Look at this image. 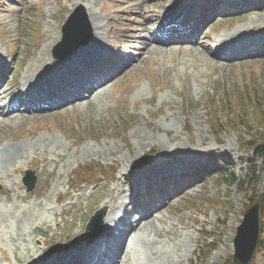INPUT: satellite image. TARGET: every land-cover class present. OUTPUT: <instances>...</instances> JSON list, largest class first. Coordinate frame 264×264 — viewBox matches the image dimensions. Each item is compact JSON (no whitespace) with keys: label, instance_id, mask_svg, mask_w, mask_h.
Here are the masks:
<instances>
[{"label":"rangeland","instance_id":"374dc122","mask_svg":"<svg viewBox=\"0 0 264 264\" xmlns=\"http://www.w3.org/2000/svg\"><path fill=\"white\" fill-rule=\"evenodd\" d=\"M222 1L237 6L221 8ZM79 4L90 5L100 20L99 54L81 46L72 51L80 58L69 63L73 72L64 63L58 71L61 64L51 68L47 84L49 77L53 86L60 79L63 97L54 102L56 109H36L35 99L21 93L23 82L29 78L25 89H36L41 79L33 78L38 73L31 76L32 70L39 65L43 72L42 60H62L51 53L61 41L63 22ZM173 4L176 0H0V80L9 78L4 95L11 88L15 96L2 97L3 83L0 101L9 109L13 99L18 103V89L24 103L14 107L17 117L0 116V149L10 146L0 154V247L10 263L19 264L14 258L32 246L39 249L38 264L70 254L78 242L84 247L88 219L108 210L117 197L115 218L123 212L128 216L123 225L134 228L139 219L145 224L116 248L113 264L121 259L122 264H231L235 230L254 203L241 149L264 140V46L252 50L259 55L240 52L228 59L216 49L229 45L218 41L233 32L245 31L247 40L264 37V0H212L196 11L194 24L205 21L193 38L170 41L161 36L160 22ZM106 51L110 61L119 57L113 72L104 61L99 74L86 79L81 64ZM76 80L78 92L70 96ZM100 82L105 85L97 94L81 97L88 94L85 87L95 89ZM254 94L263 104L243 103ZM6 108L0 110L8 113ZM251 168L255 176L262 174L264 162L256 160ZM27 170L36 179L29 193L21 181ZM144 190L145 203L138 198ZM23 220L35 224L24 231ZM21 232L34 236L21 241ZM92 250L64 258L78 261ZM2 256L0 264H7ZM250 264H264L263 210Z\"/></svg>","mask_w":264,"mask_h":264},{"label":"bare ground","instance_id":"6f19581e","mask_svg":"<svg viewBox=\"0 0 264 264\" xmlns=\"http://www.w3.org/2000/svg\"><path fill=\"white\" fill-rule=\"evenodd\" d=\"M204 1H206L207 3H209L212 0L211 1L210 0H204ZM243 1H247V0H243ZM190 3H192V4L190 5ZM207 3H202L200 6H193L192 0H176V6H174V4H173L170 7V10H169V12L166 15V23L171 24L174 21L178 20L180 17H183L184 21L186 20V23L183 22L182 26L186 27L185 29H187V33L185 35H183V36H184V38H193V35L195 33V30L198 29L197 28V25H199L201 22L204 23V21H205V18L202 17L201 20H199V21L197 19L198 22H196L194 24V19L196 17V11L198 9L204 8V5H206ZM83 7H84V9L86 11L87 16L89 14L88 20L90 22L91 27H93V29H92L93 30L92 31V36H91L89 42L85 45L86 47L84 46V48L85 49H89L94 54H97L98 53L97 50H98V47H99L98 43H99V41L101 40V37H102V34H100L99 32H97V29L99 28V23L98 22H100V20L98 22H96L97 20L94 18L93 14H92V13H94V11L92 12V10L90 9V5H86L85 4V6L83 5ZM172 7H176V10L175 11H171V8ZM190 15H192L191 18L190 19L187 18ZM158 18H159V16H158ZM199 19H200V17H199ZM145 22H147V21H145ZM102 27L103 26H101V28ZM140 32H142V31H140V30L137 31V33H140ZM238 32H240V31H238ZM238 32H233V34L232 35H229V36L224 35L225 37H221L220 40H219V43L221 45H224V43L231 42L229 45H226L225 46L226 49H229L231 47H234L235 48V47H237V45H239V46L245 45L246 42H248L250 40V39L247 40V38H249L248 35H244L245 34V31L243 33H238ZM238 37H240V38H238ZM242 39H244V40L242 41ZM262 40H264V38H259V40H257V43L259 41H262ZM190 42H191V39H187V43H190ZM259 46H261V45H259ZM48 48H49L48 45L45 46L44 52H47L48 51ZM79 53L82 55L83 52L80 51ZM73 54L74 53H70L66 57H64L61 61H56V62H49L48 60H42L40 64L44 66V68H45L44 71L43 72H39V70L41 69V67L38 65V69L32 70V73H31V76H34L36 73H38L33 78L41 79L35 85L36 89L34 88V85H33L32 89L34 90V92H38V93L41 94V93H48L49 91H52V88H51L52 84L51 83H50V85L47 84V78H48V76L51 75V73L49 72V70L51 68L56 67V65H58V64H61L59 66L62 67L63 66V63L64 64H68V68L70 69V67H71L70 64L71 63L75 65L80 60V58L77 57L76 55L73 57L72 56ZM0 59H1V56H0ZM55 70H58V69H55ZM28 79H25L24 82H23V85H22V87H23V93H26L27 92V89H24V88L27 85L25 83L26 82H29V81H27ZM51 79L52 78L49 77V81ZM34 83H35V81H34ZM102 85H103V83L101 84V86H99V87H97L95 89H90V90L86 89V87H85V89L87 91H84L83 90V92L88 93V94L87 95H84V96H81V97L82 98H88L89 96H91L93 94H97L98 93L97 92L98 88L102 87ZM13 88L16 91L17 87H15L14 84H13ZM0 89H2V88H0ZM2 93H3V90H2ZM2 97H4L3 94H2ZM17 100H18V103L17 102L14 103L13 104V107L11 106L9 108L10 110L9 109H6V110H8V113H6L5 111H1L0 110V116H1V119L3 121H7V119L17 117V115H15V114L18 113V110H16L14 107H19L20 106L19 104H24L21 101H19L18 94H17ZM3 101H5V100H2L0 102H3ZM47 108H50V107L47 106ZM0 109H5V108L0 107ZM7 149H10V146L9 145H6V146L2 147L0 149V154L1 153L3 154V152H7ZM16 153H17V151H15L14 154H16ZM0 157L3 158L2 156H0ZM143 185L144 184L141 183V182L138 183V186H143ZM116 201H117V197L112 198V201H110V206L108 207V210H106L108 212H106V216L104 218V227H103V231H102L101 235L99 236V238L97 239V241H95L93 244L87 246V248H90V247L93 248L92 253L93 252H95V253L100 252V254L99 255H97V254L94 255V254L90 253V254L84 256L82 259H80L78 261L67 262L66 264H80V263H82L84 261H88V260L91 261L90 264H108V263L109 264H113V263H115L116 258H118V255L116 256V250H117L116 248L120 244H122V243L125 244L126 243V240L129 239L132 236V234L134 233V231L136 229L142 227L145 224L143 220L139 219V220L136 221V223H135L136 226L134 228H129V227H133L134 225L130 226V225H128V222H127L123 226L122 229L118 230L117 233L114 234V232L109 228V224L111 222H113V221H119V222H122V224H123V220L127 217V214L124 213L123 218L115 219V206H116ZM33 223L34 222H29L27 220L20 221V224L23 226L24 231L26 230V228L28 226H30ZM20 228H19V230H20ZM113 235H115V236L113 237ZM26 236L31 237V236H34V234L31 233V232L22 233L21 234V238H22L21 241H24L23 237H26ZM103 237H105L107 239H109V238L111 239L112 237L113 238L109 242H107V239L104 242L103 241L101 242V240H102ZM124 237H126V238H124ZM41 239L43 241V238H41ZM12 240H14V239H12ZM99 240H100L101 243L99 242L98 244H96ZM22 252L23 253H22V255L20 257H15L14 258V261L15 262L17 261L19 264H38V262L40 261V259L37 258L39 249L36 246H32V247H29V248H24ZM43 252H45V251H43ZM43 252H41V253H43ZM0 253L3 255L2 256L3 262H7L8 264H11L6 259V257L4 255L3 250H2L1 247H0ZM84 253H86V252H84ZM84 253H82V254H84ZM41 264H44V263H41ZM119 264H122V259L120 260V263Z\"/></svg>","mask_w":264,"mask_h":264},{"label":"water","instance_id":"95a60500","mask_svg":"<svg viewBox=\"0 0 264 264\" xmlns=\"http://www.w3.org/2000/svg\"><path fill=\"white\" fill-rule=\"evenodd\" d=\"M61 33L62 41L57 45L56 51L54 52V57L56 58H62L66 53L87 42L91 35V28L86 12L82 6H77L68 16L62 26ZM58 50L62 51L57 54ZM146 162L140 165V167ZM23 182L28 192L33 189L34 178L31 173H26ZM104 215L105 211H98L90 219L86 228L89 233L87 238L88 242L92 241L90 237L92 233L94 232L95 236L100 229ZM258 234L259 207L257 204H254L245 212L241 223L236 228V234L233 239L234 253L232 256V264L250 263L257 244Z\"/></svg>","mask_w":264,"mask_h":264},{"label":"trees","instance_id":"16d2710c","mask_svg":"<svg viewBox=\"0 0 264 264\" xmlns=\"http://www.w3.org/2000/svg\"><path fill=\"white\" fill-rule=\"evenodd\" d=\"M243 103H247L250 101L251 106H256V105H261L264 103V100L262 101L263 103H259L257 95H252L249 97H245L242 99ZM239 113V111H238ZM238 113L233 114L236 116ZM248 152H251L254 158V161H250L249 159L247 160V163L253 166V163L256 162V160H261L264 162V140L250 146L247 148ZM252 168L249 167V171L247 173V185L249 186V189L251 190L250 194L254 196V201H257L260 207V210L264 212V173L256 175L255 176V171H251ZM263 176V177H262ZM252 188V189H251Z\"/></svg>","mask_w":264,"mask_h":264}]
</instances>
